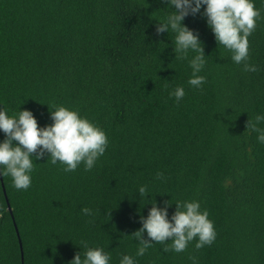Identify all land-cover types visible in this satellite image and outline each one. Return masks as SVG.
Returning a JSON list of instances; mask_svg holds the SVG:
<instances>
[{"label": "trees", "instance_id": "16d2710c", "mask_svg": "<svg viewBox=\"0 0 264 264\" xmlns=\"http://www.w3.org/2000/svg\"><path fill=\"white\" fill-rule=\"evenodd\" d=\"M165 5L0 0V107L29 109L38 126L52 123L54 106L74 108L109 141L88 170L81 162L65 172L45 154L28 189L1 176L0 264H68L81 242L104 248L110 264L125 253L137 264H264V144L246 129L264 113V0H255L261 18L248 37L246 63L256 71L217 46L206 17L184 18L207 55L200 88L187 83L192 54L174 58V35L156 31ZM177 85L185 90L179 101L169 96ZM140 185L154 196L146 200L173 202L169 218L175 201L199 200L215 240L196 248L193 239L180 252L155 242L135 256L130 235L151 207L134 193Z\"/></svg>", "mask_w": 264, "mask_h": 264}, {"label": "clouds", "instance_id": "9594fccd", "mask_svg": "<svg viewBox=\"0 0 264 264\" xmlns=\"http://www.w3.org/2000/svg\"><path fill=\"white\" fill-rule=\"evenodd\" d=\"M202 6L203 11L200 12ZM160 10L163 14L156 20V31L174 35V39H171L174 58L184 59L189 53L192 54L188 60L191 75L187 83L190 86H202L205 76L200 73L207 55L198 34L183 23L189 14L199 12L206 17V24L214 34L217 46L228 50L234 63L244 61V70H257L255 65L246 63L248 37L261 18V10L255 7V0H166L165 7ZM184 95V87L180 85L169 92V96H174L177 101ZM50 117L52 123L38 126L31 110L19 107L17 112L9 114L3 106L0 107V132L4 133V138L0 140V176H10L17 190L30 187L34 161L45 154L46 160L50 158L52 164H63L64 171L69 172L74 171L81 162L86 170L91 169L98 157L105 153L109 142L106 132L77 109L56 105L50 111ZM261 122H264V113H257L253 120H247L246 129L255 132L258 142L264 144ZM156 175L160 178L162 173L157 172ZM134 193H138L140 199L143 196L145 203L151 204L147 215L139 217L140 228L130 235L138 241L135 256H143L155 242L171 241V249L180 252L193 239L196 240V248L215 240L214 223L209 219L207 209L201 208L199 200L175 201V210L169 218L168 207L173 202L168 200L164 206H158L154 198L146 200V196H154L144 185H140ZM81 211L88 215L92 210L83 207ZM79 248L80 251L68 264H110V255L104 248L89 247L87 242H81ZM119 264H137V261L134 256L125 253L120 257Z\"/></svg>", "mask_w": 264, "mask_h": 264}, {"label": "water", "instance_id": "95a60500", "mask_svg": "<svg viewBox=\"0 0 264 264\" xmlns=\"http://www.w3.org/2000/svg\"><path fill=\"white\" fill-rule=\"evenodd\" d=\"M0 179H1V176H0ZM1 180H2V179H1ZM1 183H2V181H1ZM2 185H3V183H2ZM3 192H4V189H3ZM4 195H5V199H6V203H7V208H8V210L10 211L11 208H10V205H9V202H8V199H7V197H6L5 192H4Z\"/></svg>", "mask_w": 264, "mask_h": 264}]
</instances>
